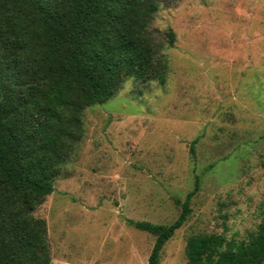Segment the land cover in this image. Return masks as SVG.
I'll use <instances>...</instances> for the list:
<instances>
[{
	"label": "rangeland",
	"instance_id": "rangeland-1",
	"mask_svg": "<svg viewBox=\"0 0 264 264\" xmlns=\"http://www.w3.org/2000/svg\"><path fill=\"white\" fill-rule=\"evenodd\" d=\"M149 29L165 82L134 81L83 111L76 152L33 212L49 264H146L153 237L126 220L170 224L195 177L190 213L158 264H186L192 235L244 242L264 222V0H174Z\"/></svg>",
	"mask_w": 264,
	"mask_h": 264
},
{
	"label": "trees",
	"instance_id": "trees-1",
	"mask_svg": "<svg viewBox=\"0 0 264 264\" xmlns=\"http://www.w3.org/2000/svg\"><path fill=\"white\" fill-rule=\"evenodd\" d=\"M174 0H0V264H49L43 219L33 215L83 137V111L108 101L121 82L164 84L167 63L149 29ZM173 34H164L171 47ZM193 139L188 154L194 161ZM193 188L168 225L126 220L153 237L146 264L190 213ZM186 264H262L264 222L244 242L192 235Z\"/></svg>",
	"mask_w": 264,
	"mask_h": 264
},
{
	"label": "clouds",
	"instance_id": "clouds-1",
	"mask_svg": "<svg viewBox=\"0 0 264 264\" xmlns=\"http://www.w3.org/2000/svg\"><path fill=\"white\" fill-rule=\"evenodd\" d=\"M133 82H134V77H128L122 85L116 89V95L117 96H125L128 93H131L133 90ZM156 83V82H152ZM226 239H230V237H226Z\"/></svg>",
	"mask_w": 264,
	"mask_h": 264
}]
</instances>
